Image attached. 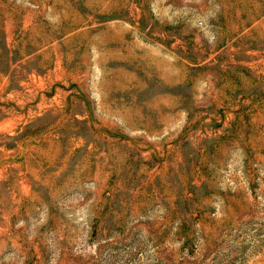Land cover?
I'll use <instances>...</instances> for the list:
<instances>
[{
    "label": "rangeland",
    "instance_id": "rangeland-1",
    "mask_svg": "<svg viewBox=\"0 0 264 264\" xmlns=\"http://www.w3.org/2000/svg\"><path fill=\"white\" fill-rule=\"evenodd\" d=\"M0 264H264V0H0Z\"/></svg>",
    "mask_w": 264,
    "mask_h": 264
},
{
    "label": "bare ground",
    "instance_id": "bare-ground-1",
    "mask_svg": "<svg viewBox=\"0 0 264 264\" xmlns=\"http://www.w3.org/2000/svg\"><path fill=\"white\" fill-rule=\"evenodd\" d=\"M259 7H260V6H259ZM261 8H262V7H261ZM257 12H258V11H257ZM258 15H260L259 12H258ZM252 17H254V16H252ZM254 19H255V18H254ZM258 27H259V26H258Z\"/></svg>",
    "mask_w": 264,
    "mask_h": 264
}]
</instances>
